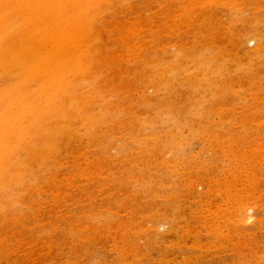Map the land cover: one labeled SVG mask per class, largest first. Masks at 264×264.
Returning <instances> with one entry per match:
<instances>
[{
    "label": "rangeland",
    "instance_id": "374dc122",
    "mask_svg": "<svg viewBox=\"0 0 264 264\" xmlns=\"http://www.w3.org/2000/svg\"><path fill=\"white\" fill-rule=\"evenodd\" d=\"M0 264H264V0H0Z\"/></svg>",
    "mask_w": 264,
    "mask_h": 264
},
{
    "label": "bare ground",
    "instance_id": "6f19581e",
    "mask_svg": "<svg viewBox=\"0 0 264 264\" xmlns=\"http://www.w3.org/2000/svg\"><path fill=\"white\" fill-rule=\"evenodd\" d=\"M193 11V10H192ZM130 73V72H129ZM257 85V84H256ZM118 92V91H117ZM91 117V116H90ZM147 135V134H146ZM250 147V146H249ZM255 148H257V147H255ZM262 149V148H261ZM144 150V149H143ZM228 150V149H227ZM232 150V149H231ZM145 151H146V149H145ZM256 153V152H255ZM263 165V164H262ZM243 172V171H242ZM258 175V174H257ZM233 197V196H232ZM5 202V201H4ZM3 203V202H2ZM254 203V202H253ZM225 206V205H224ZM242 206H243V204H242ZM226 209V208H225ZM233 209V208H232ZM246 209V208H245ZM237 210V209H236ZM236 215V214H235ZM233 217H235V216H233ZM262 220V219H261ZM239 221V220H238ZM231 222H232V220H231ZM231 225V224H230ZM213 226V225H212ZM140 244V243H139ZM260 254V253H259ZM177 260V259H176Z\"/></svg>",
    "mask_w": 264,
    "mask_h": 264
}]
</instances>
